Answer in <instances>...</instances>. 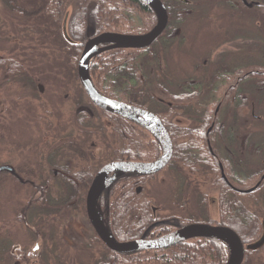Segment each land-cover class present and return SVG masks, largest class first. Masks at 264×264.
Here are the masks:
<instances>
[{
    "label": "flooded vegetation",
    "instance_id": "flooded-vegetation-1",
    "mask_svg": "<svg viewBox=\"0 0 264 264\" xmlns=\"http://www.w3.org/2000/svg\"><path fill=\"white\" fill-rule=\"evenodd\" d=\"M55 2L50 10L54 30L52 23L44 24L43 28L36 26L38 10L35 7L28 5L24 8L28 13L21 15L15 13L13 0H0V85L6 84L12 97L14 85L18 84L36 104L43 99L42 84L49 80L55 84L67 82L66 78L53 77L46 70V56L57 54L65 47L60 38L64 36V20L67 19L69 35L76 42L70 44L82 46V51L88 41L101 35H144L159 21L156 9L144 0ZM162 2L168 23L152 44L144 48H110L114 43L99 42L98 50L110 49L98 51L90 62L94 85L103 95L159 116L173 142L172 156L158 172L119 174L113 171L106 174L104 186L92 206L105 232L110 231L119 242L138 243V247L119 251L102 238L90 214V189L109 163L153 162L162 155L160 153L155 159L141 157L139 145L128 138L122 127L134 130L139 140L144 137L153 147L159 146L156 136L140 123L106 111L89 96L85 110L80 97H71L67 98L71 100L69 106L61 99L53 121L51 112L41 115L40 119L48 116L52 122L48 123V134L41 136L40 146H31L34 148L31 152L29 148L27 151L26 147H18L13 140L17 123L14 128L12 104L7 115L10 120L7 129L2 123L0 126L9 137L0 135V195L6 198L0 210L8 208L15 212L18 221L36 237L37 243L32 253L27 248L13 264H126L125 260L130 264H227L234 253L227 236L177 237L181 230L197 224L234 230L244 243L242 264H264V246L248 249V245L264 234V196L259 198L261 193L257 192L264 183V171L256 178L258 172L249 170L255 156L261 157L264 163V148L253 141L254 133L246 129L249 116L264 119L256 111L255 100V92L257 98L264 99V66H239L233 60L246 51L247 44L241 47L228 41L214 50L208 75L198 68L193 76L179 80L176 72L170 69L167 52L176 40L187 36L184 25L196 19L199 9L223 1ZM227 4L233 14L242 13L240 6L243 5L256 10L264 20L261 13L264 11L260 10L264 8L263 0H230ZM83 9L86 15L84 33L73 35L71 23ZM100 12L104 14L100 16ZM42 35L50 38L48 44L42 42ZM251 50L257 51L255 47ZM262 52L264 48L257 51L258 54ZM208 65L206 62L205 66ZM21 69L30 81L27 78L16 81L22 78ZM71 71L76 76L67 77L71 76L74 83L79 77V66H71ZM36 90L39 95L33 96ZM145 91L151 96H144ZM74 105L79 107L75 125L73 115L68 112ZM137 116L142 118V115ZM207 120L209 125L205 123ZM205 125L208 161L201 160L203 156L206 159L205 151L189 145L201 137L200 128ZM177 148L189 149L200 157L187 161L176 153ZM25 153L37 159L24 162ZM18 158L21 163H17ZM238 163L243 164V172L239 171ZM163 171L167 176L158 178ZM129 178L134 180V193L126 194L123 187ZM170 180L174 186L170 202L165 203V197L159 196L160 188L167 187ZM260 181L259 187L251 191ZM71 184L76 185L74 191L70 189ZM225 184L236 192L233 199L237 208L229 212L232 219H227L223 209ZM18 189L25 193L18 194ZM51 196L55 206L49 204ZM125 198L131 201V206L119 221L114 202ZM137 205L147 207L148 220H142L144 213L134 210ZM239 207L255 218L253 224L237 221ZM169 236L173 239L161 241Z\"/></svg>",
    "mask_w": 264,
    "mask_h": 264
},
{
    "label": "rangeland",
    "instance_id": "rangeland-1",
    "mask_svg": "<svg viewBox=\"0 0 264 264\" xmlns=\"http://www.w3.org/2000/svg\"><path fill=\"white\" fill-rule=\"evenodd\" d=\"M223 2H215L210 5H205L203 9H199L196 14V19L191 20L187 25H184V31H187V36L176 40L169 51L167 52V60L170 64V69L174 70L179 80L184 79L186 76H193L194 71H199L201 68L209 74V66L211 59H213L214 50L220 45L232 41L235 44L244 46L246 51L242 55L235 56L233 61H236L239 66L246 67L247 65H263L264 66V52L258 54L257 51L264 48V20L260 19L258 14L254 10L244 8L240 6L242 13L233 14L234 12L230 5L227 4L230 0H222ZM225 1V2H224ZM264 1V0H263ZM264 11V8L260 9ZM264 14V12H261ZM211 17V19H208ZM42 42L48 44L50 38L46 35H42ZM248 42H251L248 44ZM255 42V45L252 44ZM257 50L254 53L251 49ZM53 49V46H52ZM51 49V50H52ZM68 50L64 47L57 54L46 56L47 68L53 77H63L67 79L65 84L54 83L47 81L42 84L43 99L37 101L36 104L31 101V97L18 88V84L14 85L13 97L9 87L4 84L0 85V126L1 123L4 129H7L10 120L7 115L11 111L13 104L15 115L14 128L15 132L13 140L17 142V146L26 147L32 152L33 145L40 146V139L44 133L48 134V123L53 121V115L56 113V107L60 103L61 99L64 105H70L71 100L67 98L80 97V103H83V109H87L86 105L89 102V97L84 86L81 85L79 77L77 81L73 83L71 76V66L78 65L81 54L78 56V52L75 54L76 64L74 60L70 58ZM51 52V51H50ZM255 55V56H253ZM251 60V62H250ZM209 62L208 66L205 63ZM67 75H71L68 76ZM22 78L17 79L21 80ZM4 83H7L4 78ZM33 96L39 95V90L32 93ZM33 100V99H32ZM256 111L260 115L264 116V99L257 98ZM81 105V104H80ZM35 106V107H33ZM96 108V107H94ZM79 107L73 106L70 112L73 115L72 121L76 123V113ZM90 110V109H89ZM224 111V109H223ZM51 112L52 121L48 116L46 119H40L42 114ZM54 123V122H53ZM246 129L251 130L254 133V139L257 145L264 148V119L259 120L253 115L248 117V123ZM18 134V135H17ZM0 135L3 137L5 133L0 128ZM9 138V137H4ZM93 139V137H92ZM90 140V143L92 141ZM1 140V139H0ZM100 144H103L100 142ZM1 145V143H0ZM37 158L32 157L31 154L25 153L22 157L24 162L35 161ZM17 163H21V159H16ZM262 158L255 156L249 167L250 171L259 172L263 168ZM17 167V166H16ZM166 171L157 175L158 178L167 176ZM174 186L173 181H168L167 187L160 188V198H164L165 203L170 202L171 191ZM18 194L25 193L24 190L18 189ZM24 196H22L23 198ZM6 201L4 196L0 195V204L4 205ZM8 205V204H7ZM0 264H13L16 259L21 256L27 248L32 253L37 245L36 237L33 236L29 230L18 221L17 214L8 208L0 210Z\"/></svg>",
    "mask_w": 264,
    "mask_h": 264
},
{
    "label": "water",
    "instance_id": "water-1",
    "mask_svg": "<svg viewBox=\"0 0 264 264\" xmlns=\"http://www.w3.org/2000/svg\"><path fill=\"white\" fill-rule=\"evenodd\" d=\"M147 3L151 4L156 11L159 14V22L157 26L148 34L145 35H122V34H105L101 35L98 39H95L94 41H88V43L85 45V49L82 53V56L79 61V74L81 81L88 92L91 99L99 105L100 107L109 110L111 112L120 113L124 116H127L128 118L136 119L140 123H142L144 126L150 128L152 131L156 133V135L159 137V139L164 144V153L162 157L152 163H143V162H121V163H112L107 166H105L101 172L97 175L91 189H90V197H89V204H90V214L93 222L95 223L96 227L98 228L100 234L102 235V238L107 241V243L112 247L113 249L119 250V251H126L130 249H134L138 247V243L134 242H117L112 234L109 232H105L103 223L101 221L97 220L94 216V212L92 209V206L94 205V202L97 199L98 190L100 189L103 177L109 173L112 170L120 169L121 172L119 174L124 173L125 171H138V172H156L162 169L170 160L172 153H173V143L171 140V137L166 130L164 124L159 119L158 116H156L153 113L143 111L142 109L126 104L122 101L109 98L105 95H103L94 85L89 71V64L91 59L98 53L97 52V46L99 42H110L114 43V45L110 48L114 47H132V48H140L145 47L151 43H153L157 37L162 33L164 30L166 24L168 15L166 12V9L164 8V5L161 0H144ZM67 24L68 22H64V36L65 38L73 42L71 39L68 31H67ZM110 48H104L101 51H105L106 49ZM141 114L145 118L140 119L136 115ZM181 234V235H180ZM178 238H185L192 235H200V236H227L230 238L236 248V255L235 257L229 262V264H241L244 258V245L242 242V239L240 236L232 229L228 227H213L206 224H197V225H191L189 227H186L185 229L181 230L177 234ZM169 237H165L161 241H167ZM173 239V238H171ZM136 245V246H135ZM262 246H264V234L260 240L257 242L248 245V249H259Z\"/></svg>",
    "mask_w": 264,
    "mask_h": 264
},
{
    "label": "trees",
    "instance_id": "trees-1",
    "mask_svg": "<svg viewBox=\"0 0 264 264\" xmlns=\"http://www.w3.org/2000/svg\"><path fill=\"white\" fill-rule=\"evenodd\" d=\"M15 2L14 5V11L16 14H27L28 10L24 9L26 8L28 5H31V7H35L38 10V14L36 16V26L38 28H43L44 24L47 23H52V26H54V30H55V25L53 23V21H50V18L52 16L51 14V8L52 6L56 3L55 0H13ZM22 1H25L24 3H22ZM36 10V11H37ZM83 12V13H82ZM82 14L80 13V15H75L73 21H72V34L73 35H80L82 33H84L85 30V9L82 10ZM102 14H104V12H100V16H102ZM53 20V18L51 19ZM44 33V32H43ZM60 38L62 39V43L64 44L63 46L66 47V49L68 50L67 52L69 53V56L71 59L74 60V63L76 64V58L74 57L75 54L78 52V56L81 54L82 52V46H76V45H72L70 44L68 41H66V39L64 38L63 35L60 36ZM115 60L118 61V63H120V59L116 58ZM105 61V60H104ZM106 62V61H105ZM103 62V63H105ZM17 62H13L14 65L18 66L16 64ZM102 63V62H101ZM23 72L22 74H20V77H22V80L27 78L28 81L31 80V78L28 76V74L21 69ZM17 71V70H15ZM246 89V88H245ZM144 96L148 97L151 96L150 93L148 91L144 92ZM211 118V117H210ZM205 123L207 125H209V121H205ZM125 131V133H127L128 138L131 139V141H133L134 143H137L140 147V152L138 153L141 157H147V156H151V158L155 159L157 158L160 153H161V149L159 146H155L153 147L150 144H147L146 138H142L141 140H139L137 133L132 130V129H128V127H122ZM224 129V127H223ZM200 138H195L192 142L189 143V145L200 148L202 151H205V155H206V159L204 158L205 156H203L201 158L202 161H208L209 160V149H208V143L206 140V125L205 127L203 126L202 128H200ZM158 145V144H157ZM261 147V146H260ZM176 153L180 155V157H182V159H186L187 161L190 160H194L199 158L200 156L197 154H192L190 152L189 149L187 150H182L180 149H176ZM238 168L239 171L243 172V164L238 163ZM264 171V168L255 174V177H259L260 174H262V172ZM134 183V180H132L131 178L127 179L126 182L124 183V187L123 190L126 191V194L129 193H134V187H132ZM127 187V189H126ZM76 188L75 184H71L70 185V189H72L74 191V189ZM131 188V191H129ZM225 191L223 193V198H222V204H223V209L225 212V215L227 217V219H232V217H230V210H233L234 208H237L235 206V201L233 199V195L236 194V192L233 190V188H231L230 186H227L225 184ZM257 192L261 193L259 195V198L262 196H264V183L260 186V188L257 190ZM52 197V196H51ZM49 204L51 206H55V201L53 200V197L51 198V200L49 201ZM131 206V201H128V199H117L114 202V212L116 215V218H118L117 220L120 221L121 217L125 214V212H127V210L130 208ZM134 210H136L138 213H144V219L142 220H148V209L145 205H137L134 206ZM239 211H240V216L237 217V221L240 222V220H243V222L245 224H253L255 221V218L249 214H246V212H244V210H241V207H239ZM37 213V212H36ZM118 221V223H119ZM249 234H246V236ZM126 264H130L129 260H125Z\"/></svg>",
    "mask_w": 264,
    "mask_h": 264
},
{
    "label": "bare ground",
    "instance_id": "bare-ground-1",
    "mask_svg": "<svg viewBox=\"0 0 264 264\" xmlns=\"http://www.w3.org/2000/svg\"><path fill=\"white\" fill-rule=\"evenodd\" d=\"M65 21H67V19H66V20H64V22H65ZM81 56H82V55H81ZM81 56H80V58H81ZM79 61H80V59H79ZM78 64H79V62H78Z\"/></svg>",
    "mask_w": 264,
    "mask_h": 264
}]
</instances>
